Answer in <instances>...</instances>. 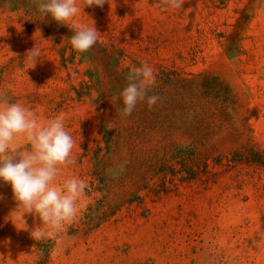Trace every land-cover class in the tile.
Segmentation results:
<instances>
[{
  "label": "rangeland",
  "instance_id": "374dc122",
  "mask_svg": "<svg viewBox=\"0 0 264 264\" xmlns=\"http://www.w3.org/2000/svg\"><path fill=\"white\" fill-rule=\"evenodd\" d=\"M158 4L83 8L75 21L94 25L99 40L79 53L73 31L42 17L35 0H0V93L41 123L64 117L75 162L57 183L77 177L89 185L76 220L37 241L30 232L42 221L26 213L27 229H19L21 210L0 181V264H264V167L230 161L250 144L264 150V0H187L168 11ZM34 46L42 52L32 69ZM111 49L119 70L146 62L176 79L171 115L162 112L159 129L133 143L129 130H111L107 141L103 125L116 124L110 102L97 87L83 93L91 71L108 81ZM212 78L221 84L206 85ZM190 145L195 154L182 158L191 164L181 166L174 148ZM190 167L200 170L194 178Z\"/></svg>",
  "mask_w": 264,
  "mask_h": 264
},
{
  "label": "clouds",
  "instance_id": "9594fccd",
  "mask_svg": "<svg viewBox=\"0 0 264 264\" xmlns=\"http://www.w3.org/2000/svg\"><path fill=\"white\" fill-rule=\"evenodd\" d=\"M42 17H51L58 24L67 25L73 35L69 42L74 51L88 52L99 40V32L76 22L75 17L88 7H103L108 0H35ZM187 0H159L161 11L181 10ZM82 5V7L80 6ZM42 49L34 46L27 52L29 68L35 69ZM127 86L121 91L122 118L130 116L139 103L146 102L151 110L159 101L149 95L157 86L156 74L146 62L129 72ZM115 128L109 122L108 129ZM75 141L66 130L64 117L58 115L46 123L37 114L19 103H9L0 93V181L10 184L20 219L27 229L24 214L38 215L42 227L31 230L33 240H45L65 230L80 214L89 185L84 179L73 177L59 184L63 168L75 162L72 149Z\"/></svg>",
  "mask_w": 264,
  "mask_h": 264
},
{
  "label": "trees",
  "instance_id": "16d2710c",
  "mask_svg": "<svg viewBox=\"0 0 264 264\" xmlns=\"http://www.w3.org/2000/svg\"><path fill=\"white\" fill-rule=\"evenodd\" d=\"M114 49H111L107 53V61L106 64L110 66L109 72L110 77L106 83H103L104 81H100L99 79H96L93 76V72L91 71L89 73L91 80H88L87 82L83 83V87L85 89V92L89 93L90 87H97L100 89L101 94L103 96L104 101H109V105L111 108V111L113 112L112 116L115 119V128L108 129V125H103V128L105 130V137L107 141L115 140L113 138V135L110 133L111 130H116L117 135H122L124 131L129 130V134H125L126 139L131 140V143L136 141L139 137L143 136L144 134L148 133L149 131H154L155 129H159V123L162 119V116L160 115L162 112L164 113L165 118L169 117L168 114L171 109L173 108V95L170 94L172 88L175 86L176 79L174 78V71H169L165 69H160L156 74L157 79V86L154 87L151 92H149V95H158L160 97L158 103L150 110L146 104L139 103L136 107V109L133 111V113L126 117L122 118L120 115V109L123 107L122 99H120V93L121 91L127 86V75L129 74V69L124 68L119 70V66L112 65L110 63V59L113 56ZM118 63V62H116ZM211 85L212 88H215L221 84V81H219L217 78H212V80H206V85ZM105 86L106 91H102L103 86ZM78 96L85 95L82 94L79 89L76 90ZM165 94H169L165 100H162V97ZM226 97V101L231 97L230 92L228 91ZM104 101H102V106L105 104ZM120 119H124L126 121L125 127H122L120 125ZM171 129L170 127H162V131H167ZM132 130H135L137 133H133ZM187 149H175L173 151V157L177 158L181 166L182 164L188 162L189 165L191 164V159H183L182 157L188 153L190 156L192 154H195L196 152L194 150V145H190L188 147H185ZM192 161L194 162L193 158ZM230 161L237 162V161H244V162H251V163H258L264 167V150H260L257 148L255 144H250L249 146H246L245 148L234 151L233 156H231ZM183 162V163H182ZM188 165V166H189ZM175 171L173 166H170V171ZM200 172V170L193 169V167H190V170L188 171L189 177L194 178L197 176V174ZM202 173L209 174L206 170L202 171Z\"/></svg>",
  "mask_w": 264,
  "mask_h": 264
},
{
  "label": "built area",
  "instance_id": "2783aa9c",
  "mask_svg": "<svg viewBox=\"0 0 264 264\" xmlns=\"http://www.w3.org/2000/svg\"><path fill=\"white\" fill-rule=\"evenodd\" d=\"M261 76H262V79L264 81V66L262 67V70H261Z\"/></svg>",
  "mask_w": 264,
  "mask_h": 264
}]
</instances>
